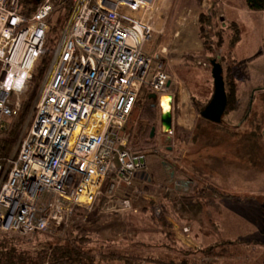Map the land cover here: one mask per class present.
<instances>
[{"label": "built area", "instance_id": "built-area-1", "mask_svg": "<svg viewBox=\"0 0 264 264\" xmlns=\"http://www.w3.org/2000/svg\"><path fill=\"white\" fill-rule=\"evenodd\" d=\"M63 2L40 0L24 16L18 0H0V126L19 112L50 19ZM68 2L30 122L16 151L0 160L2 233L59 235L74 209L91 211L102 196L112 211L130 209L141 192L135 181L150 179L143 151L128 142L127 121L143 93L174 103L166 61L150 51L168 12L161 0ZM165 133L170 137L173 128ZM152 212L168 219L163 203Z\"/></svg>", "mask_w": 264, "mask_h": 264}, {"label": "rangeland", "instance_id": "rangeland-1", "mask_svg": "<svg viewBox=\"0 0 264 264\" xmlns=\"http://www.w3.org/2000/svg\"><path fill=\"white\" fill-rule=\"evenodd\" d=\"M198 1H186L183 13H179L180 0H161V4H165L166 7L170 3L166 19L163 22L164 29L162 32L154 34L149 41L151 44L150 51L156 52L159 58L166 61L165 70L170 76V84L174 86L180 84L181 81L184 83V103H180V110L181 106H185L186 111L187 109H191L188 112L191 113L190 117H187L186 111H180L177 109L178 107H174L175 110L169 108L170 112H173L174 118L182 120L174 124L173 134L174 136L177 135V140H181V143L184 141V145H189L188 150L194 146L197 147V145H193V141L191 142L194 139L189 134L191 131L196 136L200 135V142H197L198 146L207 145L209 142L210 145H220L222 146L221 148L231 147L232 152L234 148H239L242 151V157L247 158L248 162L242 163L240 166H237V164L232 169H226L232 180H238L243 173L244 185L227 188L226 190H233L229 192L237 196L232 195V198H224L223 200H220L219 196H225L226 194L219 190L220 188L215 190L218 195L216 202L220 208L215 213V216L211 217L213 219L210 218L208 220L207 218L208 222L211 223V228L202 229L200 224L198 225V223L193 222L190 235L197 238L198 249H203L208 245L225 240L235 243L230 248L231 255L219 259L216 264H264V191L259 186H256L257 180L264 179V45L263 51L253 56L255 45L257 46L258 44V36L255 30L256 20L252 16H250V20H247L245 15L239 11H230L228 8H221L215 5L214 10L222 12L225 15V20L220 21L221 16H218L214 22H206L205 20L212 12L211 3L213 0H203L200 9L201 13L196 15L185 29L186 33H192L191 36H188L186 40H181L184 36L180 35V32L178 33L180 28L179 21L184 17L190 18L192 12L199 7ZM229 4L237 5L239 4V0H230ZM258 13L259 17L264 20V12ZM232 20L236 23L235 25L238 29L237 38H234L233 29H228L229 22ZM50 22L52 24L51 28H53L54 23L51 20ZM176 23L179 27L176 26ZM217 23L222 29L219 32L221 35L219 47L216 46L219 36L215 31V28L219 27ZM156 26L158 30L163 27L161 24H156ZM233 38L234 41L232 42ZM47 46L48 42L46 43ZM218 51L223 61L227 62L230 67L237 98L234 108L223 113L221 117V123L224 122L226 124V130L239 131L238 136L233 137L231 135L229 139L218 138L217 136L211 137V135L208 138L201 133H197L206 130L208 132H220L223 131L224 127L221 124L217 125L210 122L201 123L202 119L194 111L192 101H190L191 95L200 100H206L209 97L212 85L210 60L219 53ZM156 61L157 59L153 60L152 67L155 66ZM28 91L21 95L22 105ZM137 103L127 121L126 127L128 142L131 146L134 145L129 135V125H134L137 121L135 114L138 108ZM153 103L158 105L160 111L163 112L164 108L161 107L159 98L154 100ZM31 107L23 124L17 129L16 146L20 135L32 117ZM187 118L189 120H186ZM198 126L200 127L197 128ZM176 127H179V129L176 130ZM181 129L190 132L186 135V132ZM153 138L152 145L144 149H138L135 146L134 148L144 153L146 165L144 167L145 172L144 170L143 172L149 173L151 176H159L158 179L160 181L163 179L165 181L166 175L163 172L164 170L159 167L164 163L162 157L163 151L172 142L170 140L166 141V133L162 132L161 126L157 127ZM152 157L156 159L154 163ZM203 159L199 157L196 164H194V161L193 163L189 162V164L205 168V172L211 171V169H206L209 167V164L204 163ZM114 164L116 166V162ZM163 166L164 168L168 167V164H164ZM236 167L238 169H235ZM201 174L200 171L198 175L201 176ZM135 183L143 186L142 181H136ZM124 188L121 187L117 195L121 196V191ZM156 203L161 202L156 201ZM111 205L112 202H109V199H106L104 196L98 197L91 211H86L85 215L72 214L65 229L60 233L61 235L37 233L31 237H20L2 232H0V235L21 242L31 241L36 236L43 235L46 240L54 241L70 233H75L74 227L75 225H79L89 232L90 235L88 236H92L95 240L94 243H89V238L85 237L88 242V251L94 256L98 257L99 254H102L106 257L101 263L99 261L98 264H123V262L115 259L108 260L107 255L109 256L110 254L136 257L140 260V264H147V262L151 261L172 262L175 264H207L205 261H195L192 255H180L171 239L167 238L166 235H160L158 233L159 230L157 231L156 227L152 225L149 219L150 215L146 214L147 208L143 207L142 202L139 204L132 201L130 209L124 212L110 210ZM140 206L141 209H139ZM149 211L152 212V208ZM208 213L212 215L211 211ZM150 214L155 217L153 212ZM192 214L196 215L197 211H193ZM94 217L98 219H93ZM171 220L173 221V218ZM203 220H206V218ZM172 223L179 228L181 227V225H178L174 221ZM181 230L183 232L187 231L185 227H182Z\"/></svg>", "mask_w": 264, "mask_h": 264}, {"label": "crops", "instance_id": "crops-1", "mask_svg": "<svg viewBox=\"0 0 264 264\" xmlns=\"http://www.w3.org/2000/svg\"><path fill=\"white\" fill-rule=\"evenodd\" d=\"M186 1L188 0H180V6L178 7L179 13H183L185 8L184 4L186 3ZM229 1L230 0H215V5H218L221 8L222 7L228 8L230 11H239L240 13H243L245 15L247 20H250V16H252V18L256 20L255 30L258 36L257 37L258 44L257 46L255 45V52L253 56L261 53L263 51V45H264V40H263L264 20H262V18L259 17L258 12L249 11L246 8L243 0H239V4L237 5L236 4L231 5L229 4ZM198 3H199L198 4L199 7L197 8V10L192 12L190 18L184 17L179 21L180 28L178 30V33L180 32V35L184 36L183 39L181 40H186L187 37L191 36L192 34L191 32L186 33L185 29L190 24V22H192V20L196 17V15H199L201 13L200 9L202 7L203 0H199ZM167 6H168L167 8L169 9L170 3H168ZM216 12L218 16H221L220 21L225 20V15H223L222 12L220 11H216ZM214 20H216V18L211 19V22H214ZM229 23H235V22L232 20ZM178 33H176L177 36H179ZM213 58H215L216 61L220 63L222 67V75L227 76L228 74H230L233 82L230 67L228 66L227 62L223 61L220 52L217 53V55L214 56ZM183 86L184 83L182 81L178 85L173 86L172 84H170V89H172L171 94L174 96V103L169 104L167 109L165 108L163 110L162 108L163 111L169 110V108L175 110L174 107H178L177 109L180 110V103L181 102L184 103L185 87ZM210 88H211V93L206 100H200L195 98L193 95L191 94L190 95L191 97L197 100L204 101L206 104L212 96L213 83ZM234 93H235V87H234ZM175 102L178 103L175 104ZM236 102H237V98H236ZM236 102L234 106L236 105ZM160 104L161 107H163L162 105H164V103L162 101L160 102ZM190 110L191 109L189 110L187 109L186 111L185 106H181L180 111L183 112L186 111L187 117H190L191 113H188ZM179 113L181 114V112ZM186 120L189 119L187 118ZM181 121L179 118H174L173 112L171 113V127L173 129H174V124L179 123ZM159 126H161V123L159 124ZM223 126L226 127V124L224 123ZM162 132H164L163 129ZM197 133H201L203 136H207L208 138H210L209 135H211V137L217 136L218 138L223 137V139L224 138L229 139L231 135L233 137L239 135V131L237 132L234 131V133H230L228 132V130H224V129L223 131L220 132L219 131L208 132V130H206V131H199ZM198 135L194 137L193 140H191V142L193 141L194 143L193 145H197V147L194 146L190 150H188L189 145H184V141L183 143H181V140H177L178 139L177 135L174 136V134H172L170 137L166 136V141L170 140L172 142L171 145L166 146L165 151H163L162 153V157L164 160L163 165L168 164V167L164 168L163 165L162 166L160 165L159 167L160 169L164 170L163 172L166 175V180L163 181L164 180L163 179L162 181H160L158 179L159 176L156 175L151 176L148 173L150 179L149 184L142 186V185H137L135 183L140 188L141 192L140 195H137L133 198V201L134 203L138 202L139 204L140 202H142L143 207L147 208V212L146 211L144 212H146L148 216L151 213L150 212L151 210L149 211V209L153 208L152 206L156 203V201H159L165 205L169 218V219H165V222L167 223V228H162L160 226H157L153 221L151 222L152 225L156 227L157 231L159 230L158 233L160 235L162 234L163 236H165L166 234H169V238L171 239L172 243H174V245L176 246L178 252H179V246L198 249L199 246L196 241L197 238L190 235V230H192L193 222L198 223V225L200 224L201 225L200 227L202 229L211 228V223L208 222V220H210L211 217H214L215 213L219 211L220 208V206L216 202L218 195L216 194L215 190L220 188L219 190H221L226 194L225 196L224 195L219 196L220 200H223L224 198H232L233 197L232 195L237 196L236 194L229 192V191L232 192L233 190H226L227 188H233V187L235 188L237 186L244 185L243 173L238 180H232L231 179L232 177L226 172V169H232L233 166L237 164H238L237 166H240L242 165V163L248 162L247 158L242 157L243 156L242 151H240L239 148H234L232 152L231 147L221 148L222 146L220 145L216 146L214 144L210 145L209 142L207 145L204 144L203 146H198L197 142H200L199 139L200 135L199 136ZM212 142L214 143V141ZM199 157L204 158L203 159L204 163L209 164L208 165L209 167L206 169L208 170L211 169V171L205 172L204 171L205 168L196 167V165H194L196 164ZM155 160L156 159L152 157L153 163ZM193 161L195 163L192 164L193 165L192 166L189 164V162L193 163ZM235 169L238 168L236 167ZM200 171L202 173L201 176L198 175ZM220 174L222 175L220 176ZM256 186H259L260 189L264 191V179L262 178L260 181L257 180ZM234 191L236 192V190ZM139 209H141V206L139 207ZM195 210L197 211V214L193 215L192 212ZM210 211L212 212V215L208 213ZM205 213L207 214L204 216ZM172 218L174 222H176L178 225H181L180 228L178 226H175L174 223H172L173 222L171 220ZM204 218H206V220H203ZM198 220H200V222H198ZM182 227L183 228L185 227L187 231L183 232L181 230ZM179 254L181 255L180 252Z\"/></svg>", "mask_w": 264, "mask_h": 264}, {"label": "trees", "instance_id": "trees-1", "mask_svg": "<svg viewBox=\"0 0 264 264\" xmlns=\"http://www.w3.org/2000/svg\"><path fill=\"white\" fill-rule=\"evenodd\" d=\"M19 1V12L28 16L36 7L37 3L34 0H18ZM246 8L249 11L253 12H264V0H243ZM70 3L68 0H65L61 4V6L57 7L54 11V16L51 17V21L54 23L53 28H51L48 32V37L45 42L44 52L40 55L39 59L35 63L33 67V75L31 80L29 81V87L26 91H28L25 96L24 104L21 106L19 112L16 116L8 118L4 121L3 125L0 126V160H4L8 156H10L13 152L16 151V141H17V129L23 124L26 115L30 111V107L32 101L36 95L40 82L42 80L43 74L47 67L50 53L53 50V47L56 44V41L59 37V33L64 27L67 17H68V9ZM211 14L205 20L206 22L211 21L212 18H217V12L214 11L215 0L211 3ZM53 18V19H52ZM211 18V19H210ZM218 24V23H217ZM219 25V24H218ZM233 29L234 38H237V27L235 23H229L228 29ZM215 31L219 34L218 40L216 41V46L219 47L221 44V35L219 32L222 31L221 27L215 28ZM234 38L232 42L234 41ZM48 42V46L46 47V43ZM231 42V43H232ZM211 48V47H209ZM223 76L227 104L225 108V112L232 110L234 104L236 102L235 93H234V85L231 79L230 74L227 76ZM149 94L143 93L139 98L138 108L136 118L137 121L135 124L129 125V135L131 136V140L133 145L138 149H144L153 142V136L157 127L160 124V107L153 103L152 99L148 97ZM192 107L194 111L197 112L200 116V111L205 105L204 101L197 100L191 97ZM136 107V104H135ZM134 107V108H135ZM200 118L202 122H210ZM200 123V124H201ZM212 123V122H210ZM217 125H222L221 120L219 123H213ZM198 126L197 128H199ZM154 128V134L151 137V130ZM176 130L179 127L175 128ZM182 130V129H181ZM224 130L225 127H224ZM184 131V130H182ZM235 130L229 131L230 133H234ZM185 134L188 135L190 131H184ZM192 138L196 135L193 134V131L189 133ZM134 146H131L134 151ZM147 211V209H146ZM84 210L80 208L74 209L73 213H77L78 215H85ZM152 213V212H151ZM98 219V218H93ZM149 219L153 221L157 226L162 228H167V223L163 218H156L152 214H150ZM75 233H70L65 235L59 239L54 241H48L44 238V236H36L31 241L21 242L17 240H13L0 235V264H98V262L105 259V255L99 254L98 257L94 256L90 251H88V242L85 237L89 238V243H94L95 240L90 235L89 232L85 231V229L79 225H75L74 227ZM42 234V233H39ZM167 238L169 234H166ZM235 244L231 241H221L218 243H214L208 245L203 249H192L189 247L179 246V252L182 255H192L194 256L195 261H205L207 264H216L219 259H223L229 257L231 255L230 248ZM108 260H118L123 262V264H140V260L136 257H124L118 255H107ZM99 263V264H100ZM147 264H175L172 262H160V261H151L147 262ZM183 264V263H179Z\"/></svg>", "mask_w": 264, "mask_h": 264}, {"label": "water", "instance_id": "water-1", "mask_svg": "<svg viewBox=\"0 0 264 264\" xmlns=\"http://www.w3.org/2000/svg\"><path fill=\"white\" fill-rule=\"evenodd\" d=\"M39 3L40 0H34ZM210 73L213 83V93L209 101L204 105L200 111V116L212 123H219L221 116L225 111L227 98L224 86V80L222 76V67L215 58L210 60ZM149 98L156 100L157 96L155 94H149ZM160 123L164 132L171 128V113L169 110L163 111L160 115ZM154 134V128L151 130V137Z\"/></svg>", "mask_w": 264, "mask_h": 264}, {"label": "bare ground", "instance_id": "bare-ground-1", "mask_svg": "<svg viewBox=\"0 0 264 264\" xmlns=\"http://www.w3.org/2000/svg\"><path fill=\"white\" fill-rule=\"evenodd\" d=\"M160 101H163L164 105H162V106H163L164 109H165V108H168V106H169V104H170V97H168V96H163V97L160 99Z\"/></svg>", "mask_w": 264, "mask_h": 264}, {"label": "flooded vegetation", "instance_id": "flooded-vegetation-1", "mask_svg": "<svg viewBox=\"0 0 264 264\" xmlns=\"http://www.w3.org/2000/svg\"><path fill=\"white\" fill-rule=\"evenodd\" d=\"M161 102V101H160Z\"/></svg>", "mask_w": 264, "mask_h": 264}]
</instances>
